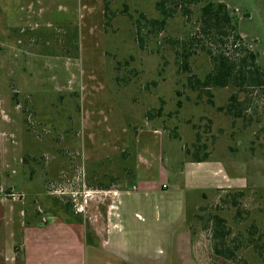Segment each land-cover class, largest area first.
Instances as JSON below:
<instances>
[{
    "label": "rangeland",
    "instance_id": "obj_1",
    "mask_svg": "<svg viewBox=\"0 0 264 264\" xmlns=\"http://www.w3.org/2000/svg\"><path fill=\"white\" fill-rule=\"evenodd\" d=\"M156 1L101 0L102 16L86 21L87 10L69 15L59 1L39 16L0 15V216L10 251L30 218L70 213L102 232L105 190L128 191L120 202L132 204L135 194L165 184L149 202L183 204L191 249L179 240L177 208L145 224L121 214L111 245L144 264V256L162 262L170 248L191 251L174 253L171 264H264V90L237 92L246 110L234 118L217 110L234 88L210 89V97L189 88L188 77L203 79L211 67L189 40L202 3L187 15L177 9L159 33L141 28L138 41L135 22L139 14L159 18ZM209 1L226 5L264 68V0ZM195 155L206 161L190 162ZM215 214L238 246L234 260L212 252Z\"/></svg>",
    "mask_w": 264,
    "mask_h": 264
},
{
    "label": "crops",
    "instance_id": "obj_2",
    "mask_svg": "<svg viewBox=\"0 0 264 264\" xmlns=\"http://www.w3.org/2000/svg\"><path fill=\"white\" fill-rule=\"evenodd\" d=\"M56 1L64 3L63 10L67 11L69 15L74 10H87L85 21L86 17L93 13H98V15L102 16L101 0H0V15L7 13L11 16L14 11L16 16H21V14L17 13H20L23 9L28 11V13H32L33 10L35 15L39 16L52 7ZM71 2L72 4L76 3L74 8L70 6ZM162 185L165 184L147 188L145 189L146 193L135 194V202L132 204L120 202L122 196L128 191L118 189L105 190L109 195V201L106 204L102 232H99L97 228L91 231L79 216L73 222H66L64 221L65 218L50 216L47 217V221L38 223L36 219L30 218L25 226L22 225L21 220L19 225H22V229L18 227L20 237L10 243L11 251L7 248L9 244L5 243L7 232L4 221L6 219L4 216H0V221L4 222L3 227L0 225V264H144L143 261L140 263L141 261L134 260L129 256L128 250L118 249L117 243L111 245L110 233L122 225L121 218L125 215L127 218H134L145 224L147 218H149V221L157 220L160 212L166 211L168 208L178 209L176 223L178 222L179 224L177 228L181 226L178 231L179 240L182 243L186 242L191 249L190 235L188 230L182 226L186 222L187 214L181 221L183 204H180V201L177 203V199L175 201L171 199L172 203L170 204L149 202V196L159 195L156 191L151 190H160ZM132 189L136 190L134 186ZM179 198L181 200L180 195ZM112 202H116V204H112ZM0 203L1 207L5 205L2 204V200H0ZM123 204H125L126 214L121 212ZM189 206L194 209V203ZM143 214L147 217L145 218ZM12 238H14V233ZM173 243L174 238H171L170 246L173 247ZM111 246L113 249H111ZM14 249H16L15 252ZM168 253H170L171 257L174 253H176L177 257H181L184 253L190 255L191 251L183 248L181 250L170 248ZM170 256L167 255L162 262L161 257H159L160 260L157 259V262H151V264H171ZM144 257H147V259H144L146 264H150L152 258Z\"/></svg>",
    "mask_w": 264,
    "mask_h": 264
},
{
    "label": "trees",
    "instance_id": "obj_3",
    "mask_svg": "<svg viewBox=\"0 0 264 264\" xmlns=\"http://www.w3.org/2000/svg\"><path fill=\"white\" fill-rule=\"evenodd\" d=\"M202 3L197 31L194 32L189 40L194 42V47L204 53L209 60L210 70L205 74L203 79L196 76H190L187 79V85L192 90L206 89L207 96L210 97V89L232 87L235 92L232 93L225 106L218 107V111L234 118L244 117L243 112L246 110L245 103L240 101L237 92L250 93L252 90H264V68L256 64V54L250 51L243 43L240 35L236 32L232 18L228 9L223 3H213L209 0H158L155 2L154 9L159 18H147L144 14H139V19L135 22L136 36L138 41L142 42L140 37L141 28H149L150 33L156 34L161 32L166 20L173 17L177 9L183 14L189 13V7L192 4ZM107 3L104 2V17H106ZM142 47V44L140 45ZM183 49V48H182ZM182 52V53H181ZM183 70H187V58L189 52L181 51ZM178 54V52H176ZM210 104H213L209 100ZM181 102H177L179 107ZM159 111V110H157ZM159 113V112H157ZM206 161V157L199 158L194 156L190 162L201 163ZM64 218V217H61ZM77 216L67 214L64 221L73 222ZM212 252L215 257L234 260L235 249L238 246L232 245L228 241L231 230L225 225V220L217 214L212 215ZM250 233H254L256 228L250 227ZM247 243L254 244L251 239Z\"/></svg>",
    "mask_w": 264,
    "mask_h": 264
},
{
    "label": "built area",
    "instance_id": "obj_4",
    "mask_svg": "<svg viewBox=\"0 0 264 264\" xmlns=\"http://www.w3.org/2000/svg\"><path fill=\"white\" fill-rule=\"evenodd\" d=\"M166 186L165 185H162V188H165ZM78 212H80V208L78 209V208H76L75 209V213H78Z\"/></svg>",
    "mask_w": 264,
    "mask_h": 264
}]
</instances>
